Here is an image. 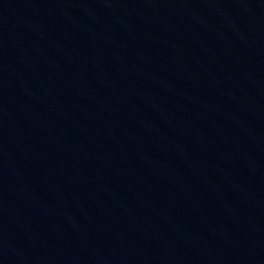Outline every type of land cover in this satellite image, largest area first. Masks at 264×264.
Returning a JSON list of instances; mask_svg holds the SVG:
<instances>
[{
	"label": "water",
	"instance_id": "obj_1",
	"mask_svg": "<svg viewBox=\"0 0 264 264\" xmlns=\"http://www.w3.org/2000/svg\"><path fill=\"white\" fill-rule=\"evenodd\" d=\"M0 264H264V0H0Z\"/></svg>",
	"mask_w": 264,
	"mask_h": 264
}]
</instances>
